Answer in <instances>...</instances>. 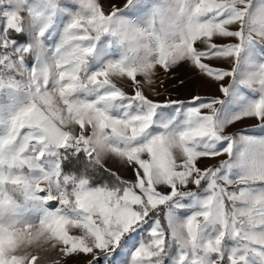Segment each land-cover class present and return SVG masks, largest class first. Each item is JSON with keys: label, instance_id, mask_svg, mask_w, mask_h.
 <instances>
[{"label": "snow or ice", "instance_id": "obj_1", "mask_svg": "<svg viewBox=\"0 0 264 264\" xmlns=\"http://www.w3.org/2000/svg\"><path fill=\"white\" fill-rule=\"evenodd\" d=\"M80 257L264 264V0H0V264Z\"/></svg>", "mask_w": 264, "mask_h": 264}, {"label": "rangeland", "instance_id": "obj_2", "mask_svg": "<svg viewBox=\"0 0 264 264\" xmlns=\"http://www.w3.org/2000/svg\"><path fill=\"white\" fill-rule=\"evenodd\" d=\"M103 2L106 6L110 5L112 2L122 6L126 0H103ZM256 55H258V53H256ZM153 81V88L148 89V94L151 98L156 100L167 101L172 99L187 101L193 96L209 97L220 95L214 84L208 83L195 69L188 67H180L169 75L157 70L153 77ZM128 175H130V173ZM83 260L84 257H80L79 259L69 260L68 264H82ZM101 264H103L102 259Z\"/></svg>", "mask_w": 264, "mask_h": 264}]
</instances>
